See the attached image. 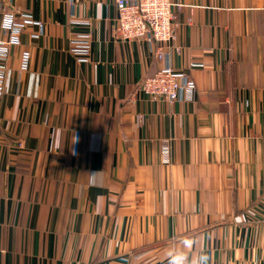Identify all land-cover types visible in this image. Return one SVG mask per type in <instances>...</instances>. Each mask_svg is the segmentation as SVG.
I'll return each instance as SVG.
<instances>
[{
	"label": "crops",
	"instance_id": "crops-1",
	"mask_svg": "<svg viewBox=\"0 0 264 264\" xmlns=\"http://www.w3.org/2000/svg\"><path fill=\"white\" fill-rule=\"evenodd\" d=\"M170 1L158 60L114 38L115 0H0V41L8 15L40 23L0 97V264H264V0ZM166 65L193 102L139 91Z\"/></svg>",
	"mask_w": 264,
	"mask_h": 264
},
{
	"label": "built area",
	"instance_id": "built-area-1",
	"mask_svg": "<svg viewBox=\"0 0 264 264\" xmlns=\"http://www.w3.org/2000/svg\"><path fill=\"white\" fill-rule=\"evenodd\" d=\"M117 11L113 36L120 42L144 40L158 60L165 56L168 43L175 39L176 11L178 5L170 0H115ZM27 13L6 16L2 25L7 41H0V97L4 93L6 79V61L11 48L19 43V35L25 25H39ZM91 35L77 33L71 41L70 52L79 63H88L90 59ZM174 51L179 52L178 47ZM28 55H22L23 68L28 63ZM139 91L147 101L166 103H190L195 99V85L184 71L169 65L159 69L154 75L144 78L138 85ZM163 164L170 161L167 145L161 147Z\"/></svg>",
	"mask_w": 264,
	"mask_h": 264
}]
</instances>
